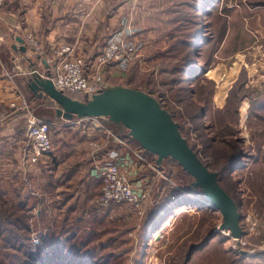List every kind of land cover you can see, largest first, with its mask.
I'll return each mask as SVG.
<instances>
[{"label": "rangeland", "instance_id": "1", "mask_svg": "<svg viewBox=\"0 0 264 264\" xmlns=\"http://www.w3.org/2000/svg\"><path fill=\"white\" fill-rule=\"evenodd\" d=\"M203 1L134 0L130 21L122 18L115 33L126 51L134 45L138 51L124 65L96 60L87 74L97 76L93 82L100 90L126 86L161 102L204 163L219 172L220 184L239 205L246 234L233 238L221 228V210L168 157L161 162L165 173L154 183L152 202L146 205L147 196L133 184L143 195L142 213L129 203L99 208L98 194L86 212L89 221L78 211V217L49 226L39 219L43 209L18 207L13 193L8 201L0 196V264H264V0H206L201 8ZM195 36L200 37L192 46ZM30 43L35 52L41 47L33 38ZM70 48L71 58L88 61L70 55ZM106 48L107 43L101 53ZM32 73L47 76L38 69ZM3 100L0 96L1 107ZM123 167L133 183L141 170ZM162 185L168 186L167 195L157 204L162 190L155 192ZM113 205L123 214L93 220L94 213L108 214ZM36 236L38 245L32 243ZM50 243L52 255L41 254Z\"/></svg>", "mask_w": 264, "mask_h": 264}, {"label": "crops", "instance_id": "2", "mask_svg": "<svg viewBox=\"0 0 264 264\" xmlns=\"http://www.w3.org/2000/svg\"><path fill=\"white\" fill-rule=\"evenodd\" d=\"M133 3L4 0L0 4V96L4 98L0 106V196L8 201L7 194L13 193L18 207L43 209L39 219H46L49 226L78 217V211L82 212L80 219L89 221L86 212L100 192L99 165L104 157L141 170L133 184L147 196L146 205L152 202L154 183L165 173L157 156L144 149L122 123L104 117L105 123L96 128L80 122L79 117L66 119L57 114L60 106L54 99L30 86L35 74L32 71L47 74L65 46L73 48L70 55L85 56L91 66L96 64L108 37L120 29V20L130 21ZM16 36L25 39L27 51L19 49L21 43ZM32 38L41 46L37 52L32 50ZM31 115L51 122L53 147L39 162L27 164L24 156ZM145 164L151 166V171L143 170ZM167 187L158 188L155 193L162 192L155 203L164 201ZM110 209L108 214L92 211L93 220L105 222L123 214L114 205Z\"/></svg>", "mask_w": 264, "mask_h": 264}, {"label": "water", "instance_id": "3", "mask_svg": "<svg viewBox=\"0 0 264 264\" xmlns=\"http://www.w3.org/2000/svg\"><path fill=\"white\" fill-rule=\"evenodd\" d=\"M16 40L21 43L19 49L27 51L25 39L16 36ZM50 77V68L46 77L36 73L30 86L35 91L45 92L59 104L58 115L69 120L75 117H109L122 123L144 149L157 155L158 163L172 157L195 178L193 184L202 188L206 199L221 210L224 217L221 228L229 230L233 238L241 239L246 234L241 224L239 205L220 184L219 172L204 163L182 134L179 122L155 96L143 90L119 86L100 90L90 100L84 101L57 89Z\"/></svg>", "mask_w": 264, "mask_h": 264}, {"label": "built area", "instance_id": "4", "mask_svg": "<svg viewBox=\"0 0 264 264\" xmlns=\"http://www.w3.org/2000/svg\"><path fill=\"white\" fill-rule=\"evenodd\" d=\"M2 1V0H0ZM123 37L119 33H114L107 40L106 51L100 53L98 61L108 62L109 60L118 61L124 65L131 60L138 51L136 45L128 46L122 43ZM69 46L64 47L59 52V57L51 69V79L55 87L66 94H86L93 96L100 91L99 87L93 82L87 74V65L89 64L81 57L71 58ZM98 80L101 78L99 76ZM100 117H79V121L84 124L91 123L93 127L101 128ZM79 121H77L79 123ZM74 123V122H72ZM52 124L50 121L31 115L28 117L27 127V150L24 160L27 163H36L41 156L52 149ZM99 171L102 178V187L96 198V206L106 208L113 203H129L133 205L136 211L142 213L143 195L133 186L128 172L113 157H106L105 161L99 165Z\"/></svg>", "mask_w": 264, "mask_h": 264}, {"label": "trees", "instance_id": "5", "mask_svg": "<svg viewBox=\"0 0 264 264\" xmlns=\"http://www.w3.org/2000/svg\"><path fill=\"white\" fill-rule=\"evenodd\" d=\"M205 1H206V0L203 1V5L201 6V8L204 6V2H205ZM201 8H200V9H201ZM200 36H201V35H200ZM200 36H199V37H200ZM199 37H197V36L193 37V39H192V41H191V45H192V46H194V39H195V40H198ZM197 64H198V62H197ZM194 68H195V66H194ZM194 68H193V69H194ZM189 72H190V71L188 70V73L185 74L186 81H187V78H188V76H189V75H188ZM187 75H188V76H187ZM186 76H187V77H186ZM69 95L72 96V97H74V98H78V99H79V97L76 96L77 94H69ZM80 100H83V99L80 98ZM162 106H163V105H162ZM163 107H164V106H163ZM192 186H193V188L196 189V190H201L202 193H203V195L205 196V194H204L202 188L197 187V186H195L194 184H193ZM203 202H206V200H204ZM49 245H50V247H48V249H47V248H44L42 251H40V253H41V254H44V255H46V254H51V255H52V253H53L54 251H49V250H53V249H51L52 244L50 243ZM53 248H54V247H53Z\"/></svg>", "mask_w": 264, "mask_h": 264}, {"label": "clouds", "instance_id": "6", "mask_svg": "<svg viewBox=\"0 0 264 264\" xmlns=\"http://www.w3.org/2000/svg\"><path fill=\"white\" fill-rule=\"evenodd\" d=\"M40 239H39V237L38 236H36V237H34L33 238V240H32V243L34 244V245H38V244H40Z\"/></svg>", "mask_w": 264, "mask_h": 264}, {"label": "bare ground", "instance_id": "7", "mask_svg": "<svg viewBox=\"0 0 264 264\" xmlns=\"http://www.w3.org/2000/svg\"><path fill=\"white\" fill-rule=\"evenodd\" d=\"M208 201V200H207ZM210 201H208V203H209ZM211 206H213L214 205V207L213 208H216V206H215V204L214 203H212V202H210L209 203ZM158 234L156 235V237L157 238H159L160 237V233L159 232H157Z\"/></svg>", "mask_w": 264, "mask_h": 264}]
</instances>
